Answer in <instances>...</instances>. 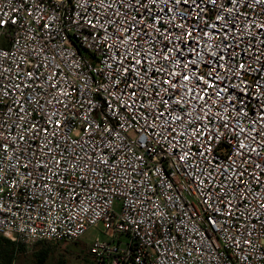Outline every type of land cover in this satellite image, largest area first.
<instances>
[{"label":"built area","instance_id":"2783aa9c","mask_svg":"<svg viewBox=\"0 0 264 264\" xmlns=\"http://www.w3.org/2000/svg\"><path fill=\"white\" fill-rule=\"evenodd\" d=\"M135 3L0 0V234L24 246L72 241L101 222L92 264H264V132L240 137L256 149L243 157L232 135L237 121L264 129V0ZM182 33L183 43L165 38ZM133 56L141 64L125 71ZM190 61L198 76L215 68L234 96L223 107L213 97L211 120L195 119L203 100L163 84ZM216 116L233 117L227 131ZM186 144L191 158L178 161Z\"/></svg>","mask_w":264,"mask_h":264},{"label":"snow or ice","instance_id":"6c2138e0","mask_svg":"<svg viewBox=\"0 0 264 264\" xmlns=\"http://www.w3.org/2000/svg\"><path fill=\"white\" fill-rule=\"evenodd\" d=\"M185 3H187V0H184ZM193 4H195V0H192ZM211 2L215 5V0H211ZM231 3L233 4H236L237 3V0H230ZM121 3H122V6L123 5V0H121ZM174 3L176 5H179L181 3V0H174ZM141 4V0H136V3L135 4H129L127 5L128 7H131L133 9H135L136 7H139ZM197 7H199L197 5ZM117 15H119V13H117ZM151 15V13L149 14ZM217 20H224V17L222 15H218L216 17ZM141 23L140 21H135L133 20V22L130 24V27H135L136 24H139ZM123 27V24H121V28ZM145 27H147V25H145ZM178 27H183V25H180ZM210 27L212 28H215L216 25L213 24L211 25ZM225 27H227V25H225ZM261 27H264V25H261ZM152 30L153 31H156L157 29L155 28V25L152 26ZM125 31L127 32L128 29H125ZM193 31H187V35L189 38H192L193 37ZM147 34V33H145ZM137 35H139V32H137ZM163 35V34H161ZM206 35V34H205ZM171 37V34H169V37H165L166 39H168V42L171 44L172 42V39H178L180 40L181 43L184 42L183 40V33L180 37H173V38H170ZM117 39L121 40L123 43L125 44H133L134 45V41H133V37L132 35H127L126 37L120 33V30L118 29L117 30ZM199 45H197L198 47ZM196 49L193 48L191 49V51H195ZM168 51L170 53H179L181 56H183V52L179 49V47L177 45H174L172 48L168 49ZM140 54L137 53L136 56H139ZM211 55L213 57L216 58L217 60V67L220 66V61L224 60V57L221 56L219 54V51L217 52H213L211 53ZM136 56H133V60L135 61V64L130 66L129 69H126L125 71H131L135 68L136 65H139L141 64L142 62V59H137ZM198 56H199V53H198ZM164 59L167 61V60H171L172 59V56H167V57H164ZM200 59H202V57H200ZM197 62L196 61H190L188 63H182L181 65V72H177V73H168L169 76H171V79L170 80H164L163 81V84H166L168 85L170 88H183L185 89V91L187 93H192V99L195 100V101H200V100H203L204 103L200 106V112H201V115H199L198 117H196L195 119H198L200 121H203L205 119H208V120H211L212 116L213 115H216L214 113H211V107L210 105H213L214 101H213V97H215V103L219 104L221 107H223L224 105V102L227 100V99H234V96H232V94L228 93V88H220V86L216 83V81H223L225 79V76H220L217 72H216V69L213 68L212 71H209L207 73V77L210 78H206L204 75H197V72L196 71H192L191 68H190V65H195ZM245 68V65L244 64H240L239 65V69H244ZM160 71H163V69H161ZM188 71H191V75H188V74H185L187 73ZM139 73L137 72V75ZM237 75H239V73L237 72ZM27 76L28 77H32L33 76V73L32 72H28L27 73ZM177 77H180L181 80L183 82H187V83H181L179 86L174 83L173 81L176 80ZM193 81H201L202 83H198L196 84L193 88H189L188 85L189 84H192ZM154 83H157V82H154ZM17 87H19V85H17ZM228 87H231V88H235L236 86L235 85H229ZM211 90V91H210ZM162 91L166 94H168V97H169V100H171L172 98V95H174V93H170L168 91V88H164L162 89ZM134 95V93L132 94ZM28 99H31V97H29ZM183 99V98H182ZM123 103V102H121ZM160 103L163 104L164 103V100H163V97H161V100H160ZM173 103L177 106L180 105V101H173ZM239 103H243V101H240ZM125 108L128 107V105H124ZM228 107H232L233 110L236 111V114L237 116H241L243 115L244 117L247 116V113H243L241 114V112L239 111V109H237L235 107V104H229ZM262 107H264V105H262ZM205 109H208V112H205ZM226 111V109H225ZM179 112L182 114L180 116H177L176 119L180 122V123H183V113H184V109L182 107L179 108ZM164 114L161 113L160 116H157L156 118L157 119H160ZM217 119H219L221 121V127L224 128L226 131L230 128V126L232 125V120H233V117L231 116H227V117H220V116H216ZM57 124H59V122H57ZM257 124V121L256 120H249V124H248V127H241L240 126V123L239 121L236 122L235 124V128L232 132V135L233 137L236 139L237 141V147H236V151H235V156L236 157H243L246 153V151H252V152H256V149L255 148H252V149H249L248 148V145L245 144L241 139L240 137L242 136L244 138V140H252V141H255V137L256 136H259L261 135L262 132H264V129H256L255 128V125ZM33 127L35 128L36 125H33ZM42 131H47V129H42ZM105 132H110L111 130L109 129H105L104 130ZM252 132H255V135H252L251 133ZM180 136H183L184 135V132H180L179 133ZM192 136L194 137H199L200 135H202V133L200 132L199 129L195 130L192 134ZM219 138V137H217ZM260 147L264 148V142H262L260 144ZM191 151H190V148H188V145L186 144L185 145V152H184V155H181V156H178L177 157V160L178 161H185L187 162L190 158H191ZM200 156L203 157L204 154L203 153H200ZM261 161L262 163H264V158H261ZM55 163L59 164L61 163L60 161H55ZM182 166V165H181ZM236 166V161L235 160H232V162L227 166L228 168H233ZM76 165L73 164L72 165V168L75 169ZM255 167H260L259 164L255 165ZM246 171V169H245ZM57 173L53 172V176H55ZM200 175H207L208 176V179L211 180L212 177L210 174H206V173H203V172H200L199 173ZM239 175H243V173H239ZM200 184H203L204 182L203 181H199ZM204 187L206 188L207 185H204ZM210 195L212 196H215L216 193L213 192V193H210ZM219 199V198H218ZM262 208H264V205L261 206ZM213 223H215V221H213Z\"/></svg>","mask_w":264,"mask_h":264},{"label":"rangeland","instance_id":"374dc122","mask_svg":"<svg viewBox=\"0 0 264 264\" xmlns=\"http://www.w3.org/2000/svg\"><path fill=\"white\" fill-rule=\"evenodd\" d=\"M96 237L107 239L104 233V227L101 222L90 226L78 239L72 241H51V251L45 264H56L58 256L62 255L67 264H92L88 252L90 244ZM122 241H126L125 236H121ZM12 240V239H11ZM15 242H19L14 239ZM40 244H30L24 246L23 251L17 252L13 264H37L35 251L39 249Z\"/></svg>","mask_w":264,"mask_h":264},{"label":"trees","instance_id":"16d2710c","mask_svg":"<svg viewBox=\"0 0 264 264\" xmlns=\"http://www.w3.org/2000/svg\"><path fill=\"white\" fill-rule=\"evenodd\" d=\"M50 242L51 241L48 240H39L33 243L40 244L39 249H37L34 254L37 264H45L51 251ZM18 250H24V245L21 242H15L0 234V264H13ZM56 264H67L64 256H58Z\"/></svg>","mask_w":264,"mask_h":264}]
</instances>
